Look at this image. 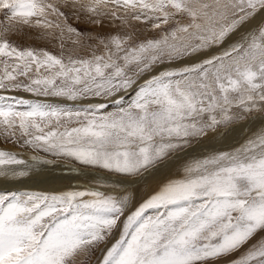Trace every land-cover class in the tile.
<instances>
[{"label":"snow or ice","instance_id":"obj_1","mask_svg":"<svg viewBox=\"0 0 264 264\" xmlns=\"http://www.w3.org/2000/svg\"><path fill=\"white\" fill-rule=\"evenodd\" d=\"M0 17V143L33 153L0 148V178L38 175L43 152L88 181L0 190V264H264V0H0ZM168 169L137 204L131 185Z\"/></svg>","mask_w":264,"mask_h":264},{"label":"rangeland","instance_id":"obj_2","mask_svg":"<svg viewBox=\"0 0 264 264\" xmlns=\"http://www.w3.org/2000/svg\"><path fill=\"white\" fill-rule=\"evenodd\" d=\"M0 18H2V17H0ZM27 42L31 43L35 47H49L50 48V46L47 45L44 41L35 39L34 37H28ZM22 95L27 96L28 94H22ZM132 95H134V93L129 92V94H128L129 98ZM67 103L69 105L74 104V102H71V101H69ZM213 135H215V134H213ZM0 139H2V138H0ZM195 145H198V144H195ZM194 146H193V148H195ZM0 148H6V149L12 150V151H22L23 157L25 159H27L30 155L33 154L29 150L19 149L16 145H14L12 143H0ZM193 148H191V149H193ZM39 155L42 157H45L46 159L54 160L55 163L51 164V165H41L39 167V169L37 170L39 173L38 175H33L30 179H27L24 183L15 182V185H17V187H18L15 189H29V190H40V191L66 190V189L71 188L72 186H74L76 184H86L88 182L87 179L85 178V175H82V174L80 175L79 172L72 171L71 168L69 167V166H72L75 168H81V166L79 164H77L75 161L57 159V158H55L49 154L43 153V152L39 153ZM82 171H84V170H82ZM8 183L11 184V181H9ZM151 183H153V182H151ZM9 184L2 188L3 191L9 190V187H10ZM11 185H13V184H11ZM146 185H147V183L145 185H143L142 182H141V184L140 183H134V186H139V187L140 186L146 187ZM157 186L158 185H155L153 187V184H151L150 186H147V187H149L147 189L150 190L149 192L151 193L157 188ZM147 196H145L141 200H139L137 202V204L139 202H141L143 199H145ZM99 255H100L99 252L94 253V255L89 259L87 264H95V259Z\"/></svg>","mask_w":264,"mask_h":264},{"label":"bare ground","instance_id":"obj_3","mask_svg":"<svg viewBox=\"0 0 264 264\" xmlns=\"http://www.w3.org/2000/svg\"><path fill=\"white\" fill-rule=\"evenodd\" d=\"M247 127V125H240L237 127H234L231 132L228 133V135L225 137L223 134L221 136H215L213 134H209L208 138H205L201 143L198 145H195L193 149H189L188 152L191 155H199L206 151H211L218 148H227L231 144H236L237 142L241 141L245 135L244 129ZM43 170V169H42ZM51 170V169H50ZM174 169H168L163 172L156 173L155 175L147 178L146 180L142 181V184L146 185L144 186H134V183L132 184V195L134 201L137 203L139 200H141L143 197L150 194V190H148L147 186H150L153 184V187L155 185H159L166 176H170L173 174ZM50 173V172H49ZM81 175V173H80ZM51 176V175H50ZM52 178V177H51ZM55 179V178H54ZM9 180H5L0 178V190H3L2 188L4 186H7L9 183ZM153 182V183H151ZM13 184V185H11ZM9 190H14L15 188H18L17 185H15V182H11ZM38 184V183H37ZM141 184V182H140ZM149 184V185H148ZM153 189V188H152Z\"/></svg>","mask_w":264,"mask_h":264}]
</instances>
